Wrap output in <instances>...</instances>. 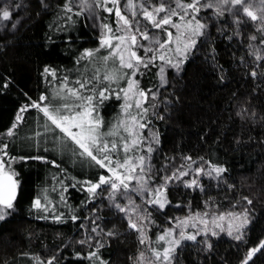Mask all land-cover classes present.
Masks as SVG:
<instances>
[{"label":"snow or ice","instance_id":"obj_1","mask_svg":"<svg viewBox=\"0 0 264 264\" xmlns=\"http://www.w3.org/2000/svg\"><path fill=\"white\" fill-rule=\"evenodd\" d=\"M37 5V16L52 8L51 0H37ZM23 6L15 5L16 10ZM11 7L0 9L3 21L12 20ZM255 7L250 0H126L123 3L126 14L121 0L57 3L54 22L48 24V29L64 34L65 49L72 57L73 67L61 66V72L44 64L41 77L57 87L50 94L47 89L41 91L37 98L25 92L26 100L11 126L0 134L6 137L0 138V223H7L18 214L23 184L18 166L37 161L59 169L62 178L52 179L61 191L58 202L47 195L32 198L28 214L65 226L71 223L81 232L79 239L62 244L57 249L58 255L49 257L47 264H61V257L67 264L70 257L64 256L63 250L69 245H73L72 256L77 259L85 253L75 250L74 245L87 246L89 264H110L101 250L110 247L112 240L119 239L122 233L115 225L106 227L109 221L103 215L105 209L113 213V219L126 222L127 229L138 234L141 246L149 242L154 259L146 264H178V256L189 241L198 246V254L211 253L214 250L211 238L225 231L236 241H244L255 221L254 202L247 195H241L233 203L237 211H221L219 202L208 196L203 211L198 208L192 211L190 199L187 214L167 216V224L158 217L165 215L172 205L169 197L173 184L183 185L185 192L199 190L204 196L214 184L217 192L223 189L226 199L227 193L236 192L227 160L218 156L213 159L211 155L207 159L203 156L193 159L182 154L177 166L176 157L162 153V148L165 129L182 107L184 94L199 87L204 70L211 68L217 72L221 84L228 81V70L218 58L220 41L226 44L235 41V47L243 49L238 60L233 52L234 63L243 68L245 78L259 81L253 89L255 93L259 94L264 87V0H259V16L253 11ZM103 13H114L115 26ZM247 20L255 27L245 38L242 26ZM97 21V46L75 48L76 39L83 37L74 39L73 31L82 25L95 34ZM21 22L22 18H16L10 29L0 25V33L15 37ZM53 41L54 37L46 34L45 46ZM9 43L0 40V47L7 48ZM93 65H103L104 73L98 67L89 72ZM9 85L10 78L5 79L3 87ZM110 105L117 106L119 111L112 120H107L105 111ZM29 110L36 111V127L40 129L26 141L33 151L13 154L19 127L28 122L25 114ZM236 115L242 119L256 118L255 111L250 112L246 106ZM210 134L205 133L201 139L207 142ZM221 139L217 136L216 143ZM241 143L242 139L237 137L236 145ZM50 150L70 152L73 163L81 168L86 165L89 171L82 179L78 178L62 167L63 161L58 163L50 158ZM157 155L163 160L159 166L154 163ZM70 190L82 195L78 204L72 202ZM176 205L184 207L180 201ZM153 230L157 232L156 242H162L157 246H152L148 235ZM258 253L264 255V238L248 247L243 257L237 258L238 264H254L253 258ZM130 259L133 264H145V251H138ZM37 261L39 264V258Z\"/></svg>","mask_w":264,"mask_h":264},{"label":"trees","instance_id":"obj_2","mask_svg":"<svg viewBox=\"0 0 264 264\" xmlns=\"http://www.w3.org/2000/svg\"><path fill=\"white\" fill-rule=\"evenodd\" d=\"M63 2L64 0H51L52 8L37 16V0H0V9L7 3V6H12L13 12L12 20L6 22L0 18V25H7L10 29L11 23L15 22L16 18H22L15 37L0 33V40L11 41L7 48L0 47V134L11 126L18 108L26 100L23 95L25 92L32 98H37L41 91L47 89L50 94L52 88L57 87L55 84L50 86L41 77L44 64L56 67L61 72L63 71L61 66L73 67L72 57L65 49L64 34H57L54 29L52 31L48 29V24L54 22L57 3ZM124 2L125 0H121L122 8ZM250 2L257 5L253 11L259 16V0H250ZM20 3L24 6L16 10L15 5ZM103 15L115 26L114 13H103ZM254 27L250 20L242 26L245 38ZM46 34L54 37V41L47 46H45ZM98 34L99 21L95 34L91 28L78 26L72 35L74 39L83 37V40L76 39L75 48H95L98 44ZM218 48L219 62L228 70V81L221 84L217 72H213L211 68L204 70L199 79V87L184 94L182 107L174 113L170 125L165 129L162 153L169 157L175 156L177 166L181 163L182 154L191 155L193 159L200 156L207 159L211 155L213 159L218 156L220 160H227L232 168L230 180L235 181L236 192L227 193L229 198L226 199L223 189L217 192L214 184L207 196L201 195L199 190L195 193L191 190L185 192L183 185L177 187L173 184L170 186L169 197L172 205L167 208L166 214L159 216L158 219L167 224L169 223L167 216L187 214V202L190 199L192 211H196L197 208L203 211L204 200L208 196L219 202L221 211H237L239 209H234L233 203L239 200L241 195H247L254 202L252 208L255 221L244 241H236L224 236L211 238L214 242V250L211 253L198 254V246H193V242L189 241L188 246L178 256V264H225V261L228 264H238L237 258H242L248 247L254 246L264 238V87L260 89L259 94L255 93L253 89L259 81H254L251 77L245 78L243 68L237 67L234 63L233 52L236 53L235 59L238 60L243 51L242 48L235 47V41L232 44L220 41ZM81 67L83 68V65ZM97 67L103 74L105 71L103 65H93L88 71L92 72ZM8 78L10 85L4 88V81ZM245 106L250 112L255 111V120L242 119L236 115L240 108ZM118 111L117 106L110 105L105 111V118L112 120ZM25 115L28 122L19 127V138L15 141L16 151L13 154L33 151L26 141L32 133L40 131L36 127L38 120L36 111L29 110ZM208 132L211 134L208 135L207 142H204L201 137ZM224 133L226 137L223 136ZM217 136L222 137L219 144L216 143ZM237 137L243 141L239 146L236 145ZM0 138L6 137L0 136ZM32 139L34 140V137ZM49 148L51 149V145ZM49 155L58 163L63 161L62 167H66L73 175H78V178L82 179L83 174L89 171L86 165L81 168L79 164H74L70 152L61 154L50 150ZM154 163L158 166L163 164L160 155H157ZM18 171L23 181L18 214L7 223H0V264H38L37 258L39 264H47L49 257L58 255L57 249L62 244L79 239L81 232L76 231L71 223L65 226L51 220L37 219L35 215L28 214L31 199L36 196L43 198L47 195L49 199L59 201L61 188L52 179L53 176L58 180L62 178V174L58 175L59 169L51 164L29 161L18 166ZM168 171L171 173L172 169L169 168ZM69 194L74 204H78L82 199V195L76 190H70ZM177 201L182 202L184 207L178 208ZM103 215L109 221L106 227L112 228L115 225L116 230L122 235L119 239L114 238L110 247L102 249V255L110 260V264H133L130 258L134 257L141 248L137 234L127 229L126 222L121 223L119 219H113V213L108 212L107 209ZM74 247L85 255L79 259L75 258L72 256L73 245H69L63 250L64 256L70 257L67 264H89L86 258L87 246L74 245ZM253 260L254 264H264V255L258 253ZM61 264H64L63 257Z\"/></svg>","mask_w":264,"mask_h":264},{"label":"rangeland","instance_id":"obj_3","mask_svg":"<svg viewBox=\"0 0 264 264\" xmlns=\"http://www.w3.org/2000/svg\"><path fill=\"white\" fill-rule=\"evenodd\" d=\"M125 2H126V0H125ZM136 2H138V0H136ZM6 6H7V3L5 5H3L1 9H3ZM122 10H124L125 13L128 14L126 9H123L122 8ZM160 230H162V229H160ZM148 235L151 237L152 246H157L158 243H162V242H156V235H157V232L156 231H154V230L153 231H149L148 232ZM137 236H138V234H137ZM219 236H224V237L231 238V239L235 240L233 237H229L227 235L226 231L225 232H222ZM212 238H215V237H212ZM140 247H141L140 250L145 251V264H146V262L148 260L154 259V257L151 255L150 247H149V242L148 241L145 242V245H143V246L140 245Z\"/></svg>","mask_w":264,"mask_h":264}]
</instances>
